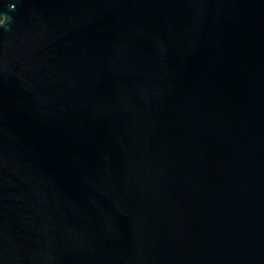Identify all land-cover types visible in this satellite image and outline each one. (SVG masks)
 <instances>
[{
    "label": "water",
    "instance_id": "1",
    "mask_svg": "<svg viewBox=\"0 0 264 264\" xmlns=\"http://www.w3.org/2000/svg\"><path fill=\"white\" fill-rule=\"evenodd\" d=\"M0 18V264H264V0Z\"/></svg>",
    "mask_w": 264,
    "mask_h": 264
},
{
    "label": "flooded vegetation",
    "instance_id": "2",
    "mask_svg": "<svg viewBox=\"0 0 264 264\" xmlns=\"http://www.w3.org/2000/svg\"><path fill=\"white\" fill-rule=\"evenodd\" d=\"M3 20V18H0V21H2Z\"/></svg>",
    "mask_w": 264,
    "mask_h": 264
}]
</instances>
